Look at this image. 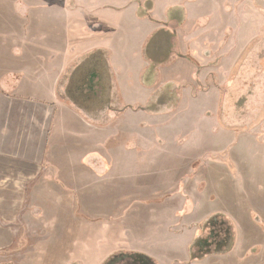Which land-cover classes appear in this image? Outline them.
<instances>
[{
    "label": "crops",
    "instance_id": "crops-1",
    "mask_svg": "<svg viewBox=\"0 0 264 264\" xmlns=\"http://www.w3.org/2000/svg\"><path fill=\"white\" fill-rule=\"evenodd\" d=\"M18 1L25 6L15 7ZM10 2L11 12L0 13V264H105L120 254L148 264H182L205 240L202 232L212 230L220 245L194 255L197 262L191 264L240 260L238 245L218 236H227L222 230L228 224L239 242L245 227L253 233L255 219L264 220V117L251 120L264 101V0ZM193 57L199 60L200 82L206 84L213 70L219 84L210 96L217 101L215 135L211 139L209 133L200 145L219 155L195 157L185 167L192 203L169 210L126 205L114 225L85 220L106 227L108 245L95 236L81 242V197L91 200L88 212L117 210L100 203L105 197L111 201L113 186L126 177L112 172L113 135L118 131L115 141L123 152L130 140L138 145L155 137L153 116L143 125V113L126 108L153 98L154 85L192 83L198 67ZM229 79L232 100L246 101L231 109L219 93ZM113 99L126 107L112 109ZM255 100L261 102L253 107ZM136 157L131 178L144 180L140 165L144 160L154 165V158ZM124 160L120 155V174ZM192 162L198 164L194 178L201 181L191 189ZM204 182L215 199H203ZM225 194L229 198L221 204ZM182 208L189 211L176 217ZM159 211L169 212L166 220ZM115 225L118 234L111 237ZM30 251L32 260L17 262ZM202 255L206 262L198 263Z\"/></svg>",
    "mask_w": 264,
    "mask_h": 264
},
{
    "label": "rangeland",
    "instance_id": "rangeland-1",
    "mask_svg": "<svg viewBox=\"0 0 264 264\" xmlns=\"http://www.w3.org/2000/svg\"><path fill=\"white\" fill-rule=\"evenodd\" d=\"M8 2L9 0H0L1 14H6L9 11L11 12V2ZM14 5L15 7L19 6V8L25 6L24 1H18V3H14ZM2 54L6 55L8 53L1 52V55ZM177 54L174 59H177L181 53L177 51ZM4 60H6V58H4ZM172 61L173 59L170 62ZM192 61L198 66L197 72L191 73L192 83L186 82L187 79H180L179 81L172 80V82H164L162 84H159L158 86L154 85L155 92L152 95L153 98L148 100L145 99L142 102L139 101L138 103L129 105L126 108L128 110L134 111V113H143V116L140 120V122H143V125H146V123L150 121L149 115L153 116L151 120L152 122H154V127H157V129L151 131L150 134L154 135L155 137L153 138V142L151 143L147 142L146 139H144L138 145L135 144V142L133 144H130L131 140L129 138L130 142L127 143L128 146L123 152V150L121 151L120 144L115 141L116 139H119L118 131H116V135H113L114 140L112 147V172L116 176L126 174V177L124 176L121 184L117 180V183L113 186V194H111L110 199L111 201L108 202V197H105V201H103V199L102 201H100V203H102L101 207L105 206L103 205V203H111L112 207L116 206L117 210H119H115V212H88L85 209L88 208L87 205H89L88 203H91V200H88L86 197H81V211H79L80 220H82V224L79 228L81 242H86L89 236H95L97 243L100 242L102 245H108L106 227L100 229L99 225L95 226V224H93V226H91L90 224H86L88 222L85 220H105L108 222L112 221L111 224L114 225L113 221L120 219V208H124L126 205L128 206L129 210L136 203L156 204L157 206H160L161 210H169L179 203L183 204V201L185 207L186 205L192 203V200H189V192H187V189L184 186L183 176L185 167L189 166L191 160H199L202 156H216L217 154L219 155L214 147L211 148L209 146H204L202 147V151L200 149L201 142L206 138H209V133L212 134L211 139H213L215 135L213 133H215V124L217 118V101H215L213 96H210L214 91H216L217 87H219V84H216L215 82V73L213 72V70L209 71L211 75H208L207 79L210 80H208L206 84L201 83L198 57H193ZM232 84L233 83L231 79H229L225 84H221L219 88V93L224 95L225 98L227 97L225 100V104L229 109H231L233 104H237V106H239L242 103H246V101L242 99L232 100L233 97L229 96L232 91ZM206 92L210 93L208 99H206L205 97ZM114 95L115 87L113 88V96ZM260 102V100H255L252 101L251 104L254 107V105L257 106V104H260ZM262 104L263 105L261 107L256 109V116L251 117L252 122H254L255 120V122L257 123L264 117V101ZM125 107L126 106L123 107V104H121V101H119V99H113L112 109H123ZM116 118L118 119V117L114 116L113 120H115ZM226 123H228V121H226ZM145 134L146 133L144 132L143 135ZM128 135L131 136V133H128ZM132 138L134 137L132 136ZM120 155L123 157V159L124 156H126L127 158V163L124 160L126 170L124 168L121 174L119 166ZM221 155H223V153ZM136 156H138L139 158H154V165L145 163L146 160H144V163L140 165H143L145 167L144 180H133L131 178L133 167L137 163ZM192 165L193 174L190 177V179L192 178L191 189L194 187V184H196L194 188L200 187L201 181L200 176L194 178L198 164L192 162ZM151 166H154L155 168L153 171L146 170L147 167ZM107 168L108 166L106 165V170ZM151 174H156V176H153L154 179H146L150 177ZM158 174L160 175V177L157 176ZM206 176H208V174ZM139 188H142L143 192L138 191ZM199 190L200 192H204L202 196L203 199H205L208 195H212L211 198L215 199V196L211 194L210 191H208L207 193L205 182L202 184V189L199 188ZM197 196H200V193H197ZM224 198H229V196L227 194L222 195L220 198L221 204H223ZM182 209L183 210L176 212V217L186 214L189 211L188 208ZM128 213H131V211H129ZM159 214L163 219L166 220L169 212L159 211ZM170 220H172L171 217ZM255 223L256 225L253 226V233L247 234V229L246 227L244 228V235L240 236L239 242H236L235 240L236 238L234 237V228H230L228 224L226 225V229L224 227L222 230V232H224L225 230L227 231V236H218L220 240L222 239V241H226V244L231 243L232 246L238 245V249H240L242 257L240 258V260L235 261L233 259L231 260L226 258L224 260L214 259L209 260L207 264H264V220L256 218ZM108 234H110L111 237H115L113 235L118 234L117 226H112ZM203 234L205 233L202 232L203 239L214 240L210 234ZM83 246L85 247V245ZM86 246H88V244ZM192 246H189L188 249L192 248ZM213 248L215 249V247ZM228 249L231 250V245ZM32 251H30V253L28 254H24L26 258L18 257L20 260H18L17 262L32 260ZM197 251L198 250L196 248H192L191 250V252H193L192 260H194V262H197L194 255L201 256ZM204 255H202L201 260H198V263H200L199 261L202 260L206 262L205 258L207 257H205ZM208 255H212V253H209ZM192 260L189 262H182V264H191ZM177 262L178 264L180 263V261ZM87 263L93 264V261H88ZM153 264L156 263L154 262Z\"/></svg>",
    "mask_w": 264,
    "mask_h": 264
},
{
    "label": "flooded vegetation",
    "instance_id": "flooded-vegetation-1",
    "mask_svg": "<svg viewBox=\"0 0 264 264\" xmlns=\"http://www.w3.org/2000/svg\"><path fill=\"white\" fill-rule=\"evenodd\" d=\"M212 231L214 232L215 230H212ZM213 232L211 233L210 231L211 236ZM219 245H220L219 242L217 243L211 239H205V240L199 241L197 244L194 245L193 248H196L199 254H204L206 252L213 250V247L216 248ZM105 264H148V263L140 261V259L136 257H131V256L128 257L126 255L120 254L119 256L116 255V257L108 259V261Z\"/></svg>",
    "mask_w": 264,
    "mask_h": 264
},
{
    "label": "trees",
    "instance_id": "trees-1",
    "mask_svg": "<svg viewBox=\"0 0 264 264\" xmlns=\"http://www.w3.org/2000/svg\"><path fill=\"white\" fill-rule=\"evenodd\" d=\"M131 260V259H130ZM128 261H129V259H128ZM141 261V260H140Z\"/></svg>",
    "mask_w": 264,
    "mask_h": 264
}]
</instances>
